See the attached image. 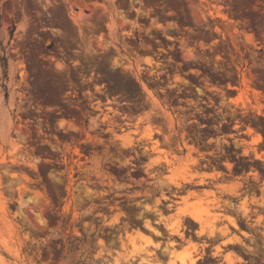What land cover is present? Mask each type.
I'll use <instances>...</instances> for the list:
<instances>
[{"label": "rangeland", "instance_id": "obj_1", "mask_svg": "<svg viewBox=\"0 0 264 264\" xmlns=\"http://www.w3.org/2000/svg\"><path fill=\"white\" fill-rule=\"evenodd\" d=\"M134 159L156 184H198L169 220L201 217L199 237L168 264L191 244L183 264H264V0H0V264H100L51 256L68 237L48 205L108 195ZM143 241L127 261L164 264Z\"/></svg>", "mask_w": 264, "mask_h": 264}, {"label": "flooded vegetation", "instance_id": "obj_2", "mask_svg": "<svg viewBox=\"0 0 264 264\" xmlns=\"http://www.w3.org/2000/svg\"><path fill=\"white\" fill-rule=\"evenodd\" d=\"M204 85L209 84L204 83ZM228 85L223 87L227 90L236 89ZM200 86L204 88V91L209 90L206 86ZM198 90L192 84V96L196 95ZM190 101L191 104L194 103L193 99ZM111 103L116 104V102ZM104 109L109 108L104 107ZM236 128L239 126L231 127L232 130ZM245 130H239L237 134H245ZM190 135L191 138L188 140L192 142V133ZM210 140L207 139L206 143ZM161 144H164L163 140ZM204 160L206 163L202 164V167L209 165L208 159ZM162 168L166 171L164 166ZM131 173L141 176L136 179L130 176ZM225 175L228 176V174ZM152 176L147 172V162L134 159L129 163V168L122 171L118 177L121 182L116 181L121 187L118 189L114 186L108 195H52L48 205L47 231L61 232V240L67 234L68 249L63 241L60 246L58 244L49 249L50 253H53L51 256L57 253L60 258L66 253L74 254L81 250L87 252L100 264L102 262L111 264L120 254L125 255L122 260L126 261V264H148L141 258L129 259L135 260V263L127 261V255L124 254L125 250L132 246L133 240L143 241L140 238L142 236L152 239L155 244L150 245H158L155 251L151 250V252L157 255L164 264H168L173 250L192 243V237L195 239L199 237L197 230L192 229V218H186L187 221L178 225L176 229L171 228L169 220L182 205V198H187L188 195L185 194L192 192V186L198 184L192 185L191 181L165 186L156 184ZM207 183L211 182H205ZM190 199L192 200V197ZM199 246L203 245L200 243ZM204 247H208L205 260L216 262L219 261L220 256H224L223 254L213 255L211 250L214 246L211 244H205ZM197 261V264H207L202 257H198Z\"/></svg>", "mask_w": 264, "mask_h": 264}, {"label": "bare ground", "instance_id": "obj_3", "mask_svg": "<svg viewBox=\"0 0 264 264\" xmlns=\"http://www.w3.org/2000/svg\"><path fill=\"white\" fill-rule=\"evenodd\" d=\"M242 99H241V95L237 98V99H235L234 100V103H237L238 101H241ZM150 126H148L147 127V131H146V133H145V136L147 137V138H151V135H152V130L149 128ZM149 128V129H148ZM259 140V137L258 138H256L255 140H254V142H257ZM154 143L157 145L158 144V141H154ZM132 144V139H130V137H127L126 138V141H125V144L124 145H128V146H130ZM155 145V146H156ZM158 148L157 147H155V149L154 150H157ZM161 152H164L163 150H160ZM159 161V159H157L156 161H155V164L157 163ZM170 179V178H169ZM170 182L171 183H173V184H175V185H178V183L175 181V178H173V179H170ZM205 194H207V193H205ZM200 198V197H199ZM203 198V197H202ZM197 200V199H196ZM188 205V204H187ZM189 206V205H188ZM180 213H185V209H183V210H180ZM187 214H189L190 215V217L194 220V221H196V222H198V223H200L201 222V217L199 218L198 216H196V215H194L192 212L191 213H187ZM200 216V215H199ZM227 218V217H226ZM231 223H233V222H231ZM174 225H175V223H174ZM234 225V224H233ZM173 225H171V227H172ZM176 226H177V224H176ZM236 227V226H235ZM177 231V230H176ZM201 231H203V230H201ZM141 236V235H140ZM138 237V236H137ZM141 239H143L147 244H152V242L150 241V239H145V238H143L142 236L140 237ZM134 240L132 241V245H133V248H134V252L135 253H137V252H139V251H141L142 250V247H135V244H134ZM195 246H193V244H191L190 246H189V248L186 250V255L187 256H189L190 255V253L192 252L191 250H189V249H192V248H194ZM185 255V256H186ZM185 256L184 255H182V254H178L177 256H176V258H177V260L180 262V263H184L185 261ZM229 257V256H228ZM229 259V262L232 260V259H230V258H228ZM231 263V262H230ZM190 264H193V261L192 260H190ZM233 264V263H232Z\"/></svg>", "mask_w": 264, "mask_h": 264}]
</instances>
